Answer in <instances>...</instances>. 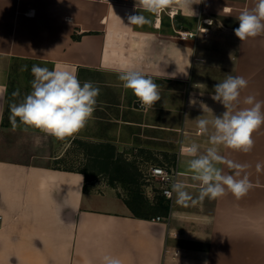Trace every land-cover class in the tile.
Wrapping results in <instances>:
<instances>
[{
	"label": "crops",
	"instance_id": "obj_1",
	"mask_svg": "<svg viewBox=\"0 0 264 264\" xmlns=\"http://www.w3.org/2000/svg\"><path fill=\"white\" fill-rule=\"evenodd\" d=\"M257 3L190 0L185 6L173 0L154 13L139 0H0V264H103L106 255L122 264H264V125L253 132L248 152L217 146L226 160L247 166L238 178L247 175L248 192L238 199L226 191L187 206L174 197L168 214L161 213L168 221L134 214L117 188L88 179L83 168L2 153L12 64L59 66L81 83L91 81L99 89L95 107L118 113L112 118L132 128V144L141 150L169 156L196 197L199 182L188 168L194 157L182 148L196 143L205 154L212 146L196 118L212 121L224 111L211 99L214 85L229 73L243 76L248 86L241 100L254 95L264 101V33L240 41L233 31L240 12ZM138 14L150 22L129 25ZM180 30L197 35L182 38ZM123 65L151 78L160 96L144 111L131 106L127 117L122 106L137 97L119 79ZM216 167L226 175L237 171L226 163Z\"/></svg>",
	"mask_w": 264,
	"mask_h": 264
},
{
	"label": "clouds",
	"instance_id": "obj_2",
	"mask_svg": "<svg viewBox=\"0 0 264 264\" xmlns=\"http://www.w3.org/2000/svg\"><path fill=\"white\" fill-rule=\"evenodd\" d=\"M148 11L158 13L165 9L173 0H139ZM187 6L190 0H181ZM137 7V5H136ZM129 25H142L149 23L142 15H133L128 18ZM238 27L233 31L235 36L244 41L264 33V0H258L255 8L245 9L238 16ZM230 59L232 55L230 54ZM26 70V69H25ZM119 79L123 86L132 90L142 106H151L160 99L158 85L145 77L141 72L131 69L127 65L120 66ZM31 73L34 79L31 82L32 91L26 95L22 102L11 106L10 120L12 126L19 124L27 128L36 129L47 136L64 140L73 137L85 127L91 118L96 104L99 89L91 81L81 83L72 70L61 69L56 66L50 70L47 67L33 65ZM201 84L195 85L200 87ZM248 81L243 76L226 74L222 82L214 85L211 99L220 103L224 111L216 115L212 121L197 117V127L201 134H209V143L205 154H199V145L192 143L182 148L193 159L188 161V168L192 173L191 179L199 182V193L196 197L190 194L183 181L177 179L171 185V191L165 194L171 197L175 194L176 202L187 206L189 202L195 205L202 203L205 198L216 199L230 191L236 198L244 196L252 187L247 175L242 178L241 172L246 165L226 160L218 153L217 146L248 152L252 149L254 141L253 132L264 125V101L257 100L254 95H248L241 100V92L247 88ZM202 94V93H201ZM18 96L19 92L13 93ZM203 110L212 111L202 101L199 102ZM195 105V99L190 100ZM241 104L246 107H241ZM212 131L209 133V125ZM40 138L35 139L39 146ZM226 163L237 171L235 175L223 174V170L216 164ZM260 165H257L259 169ZM83 178V177H82ZM103 264H122L115 256L103 257Z\"/></svg>",
	"mask_w": 264,
	"mask_h": 264
},
{
	"label": "rangeland",
	"instance_id": "obj_3",
	"mask_svg": "<svg viewBox=\"0 0 264 264\" xmlns=\"http://www.w3.org/2000/svg\"><path fill=\"white\" fill-rule=\"evenodd\" d=\"M33 65L48 68V66L42 63L30 60H18L12 64L5 105L4 132L2 135V149L4 151H2V153L11 158H19L24 155L25 157H36L35 159L40 160L44 159L56 166L85 168L89 173L93 174L95 178L104 179L108 184L117 188L118 194L123 198L129 199L131 197L132 185L122 180H112L111 173L100 171L102 170L101 168L103 165L87 155L84 150V144L82 143V141H109L116 144V148L119 149V156L130 161L137 169L138 180L140 182L139 189L142 195L147 197V194H145L144 191V174L148 165L157 162H167L168 164H172L171 158L169 156H167V158L160 156L159 153L162 152L160 150L149 148L148 152H145L144 150H141L143 149L142 146H138V144L134 145V143L132 144V128L128 127L125 122L114 121L111 116L118 113L114 111L111 112V110L106 112L105 110L102 111L101 109L94 107V112L91 118L87 121L85 127L79 130L73 137L64 140H58L55 137L47 136L36 129L27 128V130H25L26 126L19 124V121H17V127L14 128L12 126L10 120L11 106L22 102L24 97L32 91L31 82L34 77L31 73V68ZM17 91L19 92V95L14 96L13 93ZM114 100L116 99L113 98V103L115 102ZM136 100L137 98L133 100V103H131V101H126L125 106H122L124 109V117H127L129 114L133 116L131 106L138 107ZM138 108L144 111L148 107ZM37 137H39L41 141L39 146L35 144V139ZM59 154H62L61 158H56L55 156ZM159 157H161L162 161H157L159 160ZM261 172L264 173V170ZM150 207L151 210H155V206Z\"/></svg>",
	"mask_w": 264,
	"mask_h": 264
},
{
	"label": "trees",
	"instance_id": "obj_4",
	"mask_svg": "<svg viewBox=\"0 0 264 264\" xmlns=\"http://www.w3.org/2000/svg\"><path fill=\"white\" fill-rule=\"evenodd\" d=\"M74 37H78L74 34ZM84 150L90 158L100 163L102 170L111 173L112 180H122L130 183L131 197L127 199V203L133 213L138 216L150 217L154 214L166 213L170 209V202L163 196L158 195L154 202H151L147 197L142 195L138 180V171L133 164L127 159L119 156L116 145L111 142H86ZM88 179L94 178V175L89 173L85 168L82 169ZM99 171V172H100ZM150 206H155V210H151Z\"/></svg>",
	"mask_w": 264,
	"mask_h": 264
},
{
	"label": "built area",
	"instance_id": "obj_5",
	"mask_svg": "<svg viewBox=\"0 0 264 264\" xmlns=\"http://www.w3.org/2000/svg\"><path fill=\"white\" fill-rule=\"evenodd\" d=\"M205 30V27H199V31ZM178 33L182 38L194 37L197 35V32L192 30H180ZM136 103L138 107H148L142 106L138 99L136 100ZM181 173L182 172L175 164H168L167 162L150 163L144 174V191L151 202H154L156 196L160 195L168 199L170 205H172L175 194L169 197L165 193L171 191L172 183L177 179L180 180ZM151 220L168 221V216L155 214L151 216Z\"/></svg>",
	"mask_w": 264,
	"mask_h": 264
}]
</instances>
